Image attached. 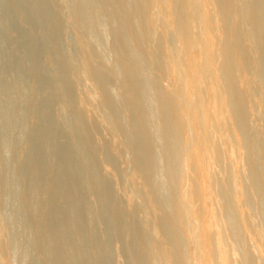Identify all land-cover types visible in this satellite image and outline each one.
I'll list each match as a JSON object with an SVG mask.
<instances>
[{
	"label": "bare ground",
	"instance_id": "1",
	"mask_svg": "<svg viewBox=\"0 0 264 264\" xmlns=\"http://www.w3.org/2000/svg\"><path fill=\"white\" fill-rule=\"evenodd\" d=\"M0 264H264V0H0Z\"/></svg>",
	"mask_w": 264,
	"mask_h": 264
}]
</instances>
